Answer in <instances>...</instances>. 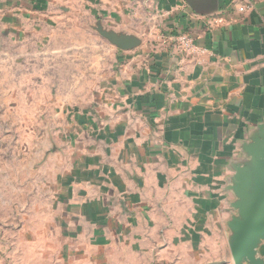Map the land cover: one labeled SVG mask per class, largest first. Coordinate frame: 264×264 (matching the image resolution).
<instances>
[{"label": "crops", "instance_id": "obj_1", "mask_svg": "<svg viewBox=\"0 0 264 264\" xmlns=\"http://www.w3.org/2000/svg\"><path fill=\"white\" fill-rule=\"evenodd\" d=\"M105 1L121 4L110 27L143 43L118 50L98 100L77 108L58 181L65 240L77 264L124 242L160 262L223 263L235 169L264 125V0ZM183 33L203 52L182 53Z\"/></svg>", "mask_w": 264, "mask_h": 264}, {"label": "rangeland", "instance_id": "obj_2", "mask_svg": "<svg viewBox=\"0 0 264 264\" xmlns=\"http://www.w3.org/2000/svg\"><path fill=\"white\" fill-rule=\"evenodd\" d=\"M112 13L121 25L118 1L0 0V264H77L60 227L59 173L77 108L98 100L118 64L97 31L125 33ZM136 246L101 251L96 264H170ZM225 256L216 264H234L228 242Z\"/></svg>", "mask_w": 264, "mask_h": 264}, {"label": "water", "instance_id": "obj_3", "mask_svg": "<svg viewBox=\"0 0 264 264\" xmlns=\"http://www.w3.org/2000/svg\"><path fill=\"white\" fill-rule=\"evenodd\" d=\"M102 37L121 51H132L142 45L134 35L97 30ZM243 149L249 161L235 169L231 190L237 197V211L229 223L228 243L234 264H264V125ZM261 249V250H260Z\"/></svg>", "mask_w": 264, "mask_h": 264}, {"label": "built area", "instance_id": "obj_4", "mask_svg": "<svg viewBox=\"0 0 264 264\" xmlns=\"http://www.w3.org/2000/svg\"><path fill=\"white\" fill-rule=\"evenodd\" d=\"M217 23L219 24L224 23V19L223 18L217 19ZM174 40L177 43L179 50L184 54L194 55V54L203 52L201 51V49L197 47L194 39L188 34H185V33L180 34L176 36Z\"/></svg>", "mask_w": 264, "mask_h": 264}]
</instances>
